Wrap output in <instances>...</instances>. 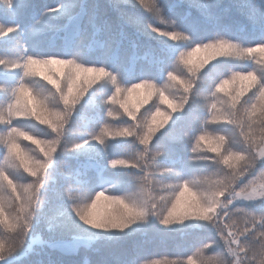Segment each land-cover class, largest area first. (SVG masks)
Instances as JSON below:
<instances>
[{"label": "clouds", "instance_id": "9594fccd", "mask_svg": "<svg viewBox=\"0 0 264 264\" xmlns=\"http://www.w3.org/2000/svg\"><path fill=\"white\" fill-rule=\"evenodd\" d=\"M109 2L119 9L120 18L136 16L125 11L136 9L143 16L147 31H154L173 44L180 43L176 18L169 14L173 6L168 0H153L152 10L144 9L142 0ZM208 2L218 5L221 0ZM67 3L83 5L85 0H57L59 7ZM232 3L245 18H248L243 12L245 4L258 9L264 7V0H232ZM231 8L232 4H225L224 14ZM64 21L68 23L66 18ZM246 29L247 25L241 24V33L228 42L227 48L219 45L182 49L174 61L175 71L168 74L164 84L153 86L151 93L146 87L142 98L139 95L137 100L139 107L130 111L140 116L154 101L158 106L140 119L130 116L135 127H112L107 138L126 141L123 151L134 158L138 137L148 131L149 125L155 122L159 130L173 111H182L183 98L197 87L198 81L208 89L201 130L180 158L181 167L155 163L145 167L135 159L126 161L125 167L131 164L140 172L133 186L111 196L98 191L91 200H69V210L88 233L108 238L103 240L106 243L139 235L143 243L151 239L152 231L162 237L183 239L191 230H203L201 225L223 226L229 232L224 240L231 242L222 251L210 255L220 256L221 264H264V166H261L264 162V42L245 46L249 43L243 35ZM198 53L201 55L194 63L192 58ZM221 58L226 61L218 69L216 80L210 82L199 75ZM53 62L63 64L62 71L54 68ZM40 63L45 65L44 69L37 66ZM32 65L34 79L31 88L25 90L24 103L19 109L22 114L18 119L22 124L17 130L16 151L7 171H0V192L8 196L7 206L0 205V264H7L20 251L42 207L40 187L51 167L50 154H55L60 140L65 146L71 144L65 128L75 107L73 96L86 94L93 86L86 76L77 79L74 71L77 65L72 58L49 57L33 60ZM165 98L176 107L164 104ZM224 216L229 217L227 225ZM206 236L211 237V232ZM214 239H206L186 255L161 252L148 257L171 264H201L197 250L207 249ZM99 242L94 241V245ZM84 251L98 253L99 249L88 246ZM79 254L80 249H76L66 255ZM77 264L111 262L86 254ZM127 264H144V260L133 256Z\"/></svg>", "mask_w": 264, "mask_h": 264}, {"label": "snow or ice", "instance_id": "6c2138e0", "mask_svg": "<svg viewBox=\"0 0 264 264\" xmlns=\"http://www.w3.org/2000/svg\"><path fill=\"white\" fill-rule=\"evenodd\" d=\"M142 3L144 9L154 8L153 0H142ZM184 3L185 0H178L169 12L177 21L178 44L158 36L154 31H147L142 15L111 18L102 10L86 4L67 3L48 11L46 4L37 8L32 0L0 3V171H7L12 153L16 151L17 130L22 124L18 119L22 114L19 109L24 103L25 90L31 88L34 79L31 71L33 60L72 58L77 65L74 68L77 79L86 76L93 85L86 90V94L73 96L75 107L65 128L71 144L65 146V142L60 140L55 154H50L51 167L40 187L42 207L13 259L27 255L35 245L70 254L81 247L94 246V241L108 239L88 233L69 210L68 203L73 199L91 200L98 191L108 192L111 196L133 186L140 172L131 164L125 167L126 161L135 159L136 162H143L145 167H152L154 163L162 167H181L180 158L201 130L200 120L208 103V89L201 87L199 81L197 87L183 98L180 105L182 111H173L171 118L159 130L153 122L148 126V131L138 137L134 158L123 151L126 141L107 138L113 126L135 127L129 120L130 116L140 119V116L158 106L154 101L140 116L130 111V108L139 107L137 100L140 90L144 93L147 87L151 93L153 86L164 84L168 74L175 71L174 61L178 52L202 46L224 45L227 48L228 42L241 33V24L247 25L243 35L249 43L245 46L253 47L256 43L264 42V7L258 9L245 4L243 12L248 18L239 21L218 15L216 10L221 3L217 5L208 0H187V7L191 11L181 16L177 10ZM165 11L168 12V9ZM65 18L68 23L63 27L69 28L80 43H66L59 50L45 47L43 34L57 27L54 21ZM128 26L133 28L131 34L126 31ZM141 49L144 50V63L138 71L132 72L129 63L141 59ZM93 53L96 54L95 58H90ZM225 61L226 58L214 61L199 75L210 82L216 80L217 71ZM37 66L45 68L43 63ZM52 66L61 71L64 67L55 62ZM134 97L137 98L135 102ZM245 99L247 101L249 98ZM163 102L169 108L176 107L166 98ZM77 126L80 129L78 132L74 130ZM261 166H264V162ZM0 195H3L0 205L6 207L8 196L2 192ZM228 221L229 217L224 216L225 225ZM201 228L204 234L193 247L206 239H215L207 249L199 248L197 257L201 264H221V257L210 253L222 251L231 242L230 239L227 242L224 240L229 236L228 230L213 225H201ZM208 232H211V237L206 236ZM43 233H48L49 237L44 238ZM58 234H68L74 246L68 249L55 240ZM134 257L142 258L144 264H171L153 260L139 252Z\"/></svg>", "mask_w": 264, "mask_h": 264}, {"label": "trees", "instance_id": "16d2710c", "mask_svg": "<svg viewBox=\"0 0 264 264\" xmlns=\"http://www.w3.org/2000/svg\"><path fill=\"white\" fill-rule=\"evenodd\" d=\"M35 7H39L41 4H46L48 7V11L52 9L58 8L57 0H32ZM178 0H168V4L170 6H175ZM85 4L90 7H95L97 10H102L103 13L111 18H119V9L114 7L109 0H85ZM225 4H232L231 11L228 14H224L223 7ZM122 7V6H121ZM125 11L131 12L136 15H140L138 10L136 9H125ZM178 14L183 16L187 12H190L191 9L187 7V0H185L184 6L177 10ZM218 15H222L228 19H234L243 21L244 16L241 12L236 8V6L232 3V0H221V7L216 10ZM24 19V17H22ZM57 27L49 30L43 34V44L45 47H51L52 49H60L66 43H80L78 38H74L72 36L71 30L69 28L63 27L65 21L59 20L54 21ZM126 31L131 34L133 32V28L128 26L126 27ZM158 35V34H157ZM143 49L140 50L139 56L141 59L134 60L129 63V69L132 72L138 71V69L143 65L144 61L143 57ZM95 53L92 54L90 58H95ZM201 54H196L193 56L192 60L195 63ZM135 98V97H134ZM133 98V102L134 101ZM75 131H79V126L74 129ZM27 143V142H25ZM44 238H48V233H43ZM150 236V233H149ZM170 236H164V238H168ZM187 238V239H186ZM55 240L60 241L65 247L71 249L74 246V242H72L68 236V234H58L54 237ZM184 239L187 241V244L184 249L181 250H173L171 252L167 251L163 244L157 243L153 238L147 242H140L141 238L139 235L134 237H128L117 241L115 243L112 242H99L95 244L93 247L98 248V253H86L84 248H80L79 255H66L64 251L58 249H52L50 247H41L39 245H35L34 250L29 252L27 255L19 257L18 259L9 258L8 264H77L80 258L83 255H93L94 259L97 260H108L111 264H127V261L132 258L134 255L139 252L143 256H153L161 252H168L172 255H186L188 254L193 246L194 242L190 241L189 236H185Z\"/></svg>", "mask_w": 264, "mask_h": 264}]
</instances>
